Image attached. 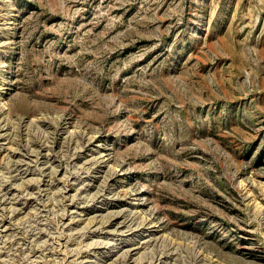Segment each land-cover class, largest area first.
I'll return each instance as SVG.
<instances>
[{
  "label": "rangeland",
  "instance_id": "obj_1",
  "mask_svg": "<svg viewBox=\"0 0 264 264\" xmlns=\"http://www.w3.org/2000/svg\"><path fill=\"white\" fill-rule=\"evenodd\" d=\"M147 263L264 264V0H0V264Z\"/></svg>",
  "mask_w": 264,
  "mask_h": 264
},
{
  "label": "bare ground",
  "instance_id": "obj_2",
  "mask_svg": "<svg viewBox=\"0 0 264 264\" xmlns=\"http://www.w3.org/2000/svg\"><path fill=\"white\" fill-rule=\"evenodd\" d=\"M31 140V139H30ZM79 140H80V138H79ZM87 140V139H86ZM91 140V139H90ZM74 141V140H73ZM81 141H82V139H81ZM35 142H37V141H35ZM42 142V141H41ZM88 142V141H87ZM84 143H86L85 141H84ZM26 146V145H25ZM31 146V145H30ZM36 146V145H35ZM42 147V146H41ZM31 148V147H30ZM28 149V148H27ZM33 149V148H32ZM35 150V149H34ZM33 151V150H32ZM36 152V151H35ZM75 154V153H74ZM37 156V155H36ZM18 164V163H17ZM10 170V169H9ZM110 218V217H109ZM108 220V219H107ZM133 228V227H132ZM136 229V228H135ZM124 259H125V257H124ZM152 263V262H151ZM148 264V263H147Z\"/></svg>",
  "mask_w": 264,
  "mask_h": 264
}]
</instances>
